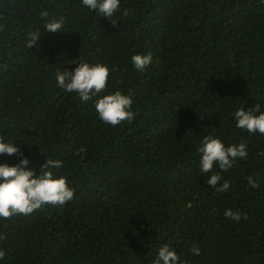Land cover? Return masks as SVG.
Instances as JSON below:
<instances>
[{
    "label": "trees",
    "instance_id": "obj_1",
    "mask_svg": "<svg viewBox=\"0 0 264 264\" xmlns=\"http://www.w3.org/2000/svg\"><path fill=\"white\" fill-rule=\"evenodd\" d=\"M41 9L64 32L43 34ZM147 53L136 70L131 57ZM79 60L109 66L107 92L132 94V120L106 124L57 87V71ZM255 104L264 111V0H121L112 21L81 0H0V137L37 173L62 160L57 175L74 189L62 206L0 218V264H153L163 244L186 264H264V135L234 118ZM209 134L246 142L232 168L214 166L226 192L198 168Z\"/></svg>",
    "mask_w": 264,
    "mask_h": 264
},
{
    "label": "clouds",
    "instance_id": "obj_2",
    "mask_svg": "<svg viewBox=\"0 0 264 264\" xmlns=\"http://www.w3.org/2000/svg\"><path fill=\"white\" fill-rule=\"evenodd\" d=\"M84 8L94 12L100 18L112 21L113 16L120 11L121 0H81ZM40 17L44 20L43 34L47 32H64L63 20L49 21L46 9H41ZM41 30L36 29L27 33L26 47L39 46L42 38ZM134 68L143 71L152 63V54H136L131 57ZM110 68L104 63H89L79 60L73 70L57 71L55 79L57 87L67 93L75 92L81 103L91 102L98 118L106 124L116 126L122 121L132 120L134 113L131 111L133 104L132 94L117 89L107 92ZM236 127L246 130L249 134L259 133L264 135V111L259 104L244 110L240 107L234 113ZM16 140L0 137V155L17 156L18 162L9 164L0 163V218H8L14 214L29 215L42 205L51 204L62 206L74 197V189L69 186L64 176H58L57 170L62 168L60 159L47 158L41 166L39 173L29 167L30 160L15 144ZM80 151H84L80 149ZM202 154L199 159V171L202 174L212 173L206 183L217 191L226 192L230 183L224 181L219 184L222 177L220 172L232 168L237 159L247 156L246 142L225 146L224 142L216 135H205L197 149ZM218 167L220 172H213ZM219 184V187H217ZM250 187H258L257 182L248 178ZM227 219L239 222L241 213L232 209H225ZM247 219L245 215L243 217ZM194 255H199L200 249L193 247ZM5 253L0 251V261ZM153 264H186L181 261L179 254L168 244L159 246Z\"/></svg>",
    "mask_w": 264,
    "mask_h": 264
}]
</instances>
